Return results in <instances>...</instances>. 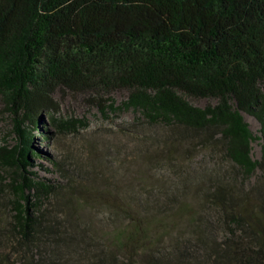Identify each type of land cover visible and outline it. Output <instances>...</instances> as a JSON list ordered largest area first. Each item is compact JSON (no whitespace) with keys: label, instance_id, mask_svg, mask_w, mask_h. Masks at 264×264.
<instances>
[{"label":"trees","instance_id":"1","mask_svg":"<svg viewBox=\"0 0 264 264\" xmlns=\"http://www.w3.org/2000/svg\"><path fill=\"white\" fill-rule=\"evenodd\" d=\"M60 90L104 113L133 110L123 128L141 139L143 129L166 132L164 160L180 183L159 188L166 200L143 215L140 203L106 200L131 215L112 238L87 233L62 211L71 209L65 188L32 170L34 130L24 123L35 128L48 110L55 125H72L56 116ZM119 91L127 97L116 106ZM0 101L20 138L0 146L9 175L0 264H264V0H0ZM244 113L262 124L259 159ZM173 201L176 220L192 206L191 231L162 249Z\"/></svg>","mask_w":264,"mask_h":264},{"label":"rangeland","instance_id":"2","mask_svg":"<svg viewBox=\"0 0 264 264\" xmlns=\"http://www.w3.org/2000/svg\"><path fill=\"white\" fill-rule=\"evenodd\" d=\"M112 97L115 105L120 106L127 93L119 91ZM55 100L60 107L56 116L71 121L72 125L67 128L55 125L48 110L43 112L41 122L35 128L34 123L28 121L24 123L25 127L34 130L31 158L35 167L32 170L41 178L52 179L65 188L64 195L71 199L69 204L71 209L61 206L62 211L67 209L72 212L74 219L82 224L87 233L97 238H112L130 225L131 215L115 214L110 211L106 201L108 199L113 203L116 197L117 201L125 206L139 207L140 203L144 207L142 208L144 211L141 212L143 215L155 209L157 204L155 201L158 200L161 204L166 200L159 188L171 189V192L176 189L180 178L175 172L174 163L164 160L167 153L163 149L161 135L166 134L165 130L143 129L146 138L141 139L140 133L123 128L135 121L136 113L133 110L109 109L104 113L86 94L62 90L56 92ZM193 103L206 107L214 104L215 100L198 99L193 100ZM0 111L3 112L1 101ZM244 116L256 137L252 142L253 158L259 159L263 144L262 124L253 115L244 113ZM13 130L12 120L1 114L0 146L6 143L15 146L19 143V134L13 133ZM47 135L51 137L50 140L44 139ZM194 142L196 143V141L184 143L181 153L189 152ZM180 159V166L189 169L185 165L187 163L184 162L185 157ZM6 175H8L6 172L0 171V188L2 176ZM192 196L190 192L181 200L186 198L187 204H191ZM179 206L177 201H173L167 208L169 211L167 214H171L174 220L166 223L160 230L162 249L168 247L171 240L189 235L191 231L192 206L187 207L184 213H179L180 219L176 220L172 212ZM8 213L6 200L0 196V229L4 228Z\"/></svg>","mask_w":264,"mask_h":264}]
</instances>
